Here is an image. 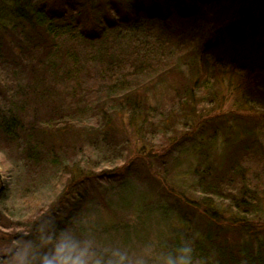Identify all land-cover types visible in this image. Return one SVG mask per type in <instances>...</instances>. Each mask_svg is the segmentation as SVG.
<instances>
[{"label": "trees", "instance_id": "obj_1", "mask_svg": "<svg viewBox=\"0 0 264 264\" xmlns=\"http://www.w3.org/2000/svg\"><path fill=\"white\" fill-rule=\"evenodd\" d=\"M98 1L101 7L96 4ZM205 1L0 0V151L9 153L19 169L28 166L35 174L39 168L50 170L51 166L63 170L68 179V208H74L85 197V191L77 186L93 180L119 179L118 189L112 190L109 199L100 196L102 204L111 211L114 206L124 213L140 209L141 204L148 205V197L155 195L162 201L175 200L177 207L171 205L169 209L174 215L167 218L173 226L171 247L185 238L194 244L201 264H264V183H253L240 160L257 144L250 135L259 127L264 129V113L254 114L256 127L239 133L238 124H234L237 116L229 112L206 115L198 107V102L209 96L203 91L213 78L209 71L224 72V65L230 71L238 69L229 57L223 60L216 55L227 54V49L261 36L264 13L244 10L241 18H234L205 38L201 51L183 53L189 58V73L181 69V75L172 79L181 92L174 110L165 112L151 107L146 93L130 88L119 95L123 101L117 109L107 110L102 105L98 108L97 114L103 120L99 125L72 135L57 125L25 126L12 103L22 96V87L29 86V68L37 69L38 79L41 71L54 77L59 75L61 64H78L82 49L88 53L95 48L96 56L90 61L105 72L100 76L104 83L109 81L117 87L118 83L138 80L140 72L150 74L162 69L146 83L152 85L162 79L164 85H170L164 69L173 64L177 55L174 49L182 40L171 24L177 19L195 17L197 3ZM68 36L69 47L74 42L79 46L78 39H82L81 48H64L62 42ZM221 49L225 51L219 52ZM61 58L69 63L58 62ZM238 70L242 84L255 90L260 87L255 75ZM64 74L68 77L69 73ZM248 103L252 105L254 101ZM150 123L151 133L161 137V143L146 142L142 127ZM189 143L192 144L187 147ZM182 146L187 147L183 153L179 152ZM91 150H108L103 159L110 167L93 170V164L85 159ZM73 151L86 161L77 160ZM177 153L179 158L184 156L192 183L181 178L187 171L179 167L180 180L176 181L177 174L166 159H178ZM191 189L194 193L185 195ZM199 192L203 195L196 197ZM64 211L48 209L29 217L28 222L32 224L49 214L61 223ZM110 218H117V224L122 221L117 215ZM124 234V241L133 237V233L128 237L127 231Z\"/></svg>", "mask_w": 264, "mask_h": 264}, {"label": "rangeland", "instance_id": "obj_2", "mask_svg": "<svg viewBox=\"0 0 264 264\" xmlns=\"http://www.w3.org/2000/svg\"><path fill=\"white\" fill-rule=\"evenodd\" d=\"M96 4L102 6L99 1ZM197 4L198 12L195 17L187 20L177 19L171 24L172 29L182 35V40L178 42L180 45L178 49H174L177 55L173 64L164 69L169 74L170 85H164L162 79H156L154 83H151L152 85L149 82L146 83L162 69H155L150 74L146 73L149 71L140 72L138 80L121 82L117 87L109 84V81L104 83L100 76H103L105 72L102 71L100 65L90 61L96 56L95 48L90 47L88 53L83 52L82 49L78 64L72 63L71 66L65 63L61 64L59 75L56 74L54 77L50 72L41 71L38 79L37 69L29 68L27 71L29 86L24 85L20 92L22 96L12 102L16 104L14 106L15 113L20 116V119L26 124L25 126L27 124H38V127L47 126V124L57 125L59 129L64 128L63 131L73 135L83 128L99 125V122L103 120L97 114L98 108H101L102 105L107 110L117 109L120 105L119 102L123 101L119 95L125 94L130 88H139L140 93H146L148 104L151 107H157L165 112L176 109L181 92L176 88L178 83L176 84L172 79H175L176 75H181V69L189 73L188 66H186L189 58L184 56V52L201 51L200 46L205 38L234 18H241L244 10L252 11L253 14L264 13V0H207ZM102 11L105 9L103 8ZM68 38L69 36L62 42L64 48L65 46L66 48L68 46L67 49L71 47L72 50L74 47L81 48L82 39H78L79 46L74 42L69 47ZM227 51V54H217V58L226 60V57H229L228 59L234 61L233 63L238 69H243V71L251 73L252 76L255 75L260 87L255 90L253 86L249 88L246 83L242 84L240 70L230 71L228 66L224 65L226 69L224 72L217 71L220 74L214 73V70L209 71V76L213 78L210 84L208 83L203 89L205 93H209V96L202 98L198 102V107L206 115L232 113L237 116L234 124H238V132H248L247 128L249 130V127L257 126V122H253L254 114L264 113V30L261 36L251 38L246 44L237 45L236 48L231 47ZM213 59L211 57V61ZM57 60L61 63L67 61L65 58ZM125 61L127 62V59ZM123 66L125 67V64ZM170 70L173 72L171 73ZM65 72L69 73L68 77L65 76ZM34 75H36V79ZM250 100L254 101V104L248 103ZM151 112L153 113L154 110ZM152 128L151 123L142 127V130L147 134L146 142L161 143V137L151 133ZM255 132L250 136L253 141L257 139L255 140L257 144L249 152L242 154L240 160L242 165L247 168L246 173H248L249 179L256 185H261L264 183V129L259 127ZM162 140L165 141L164 138ZM190 144L192 143L186 144V146L188 147ZM186 146H182L179 152L183 153ZM73 147H75L74 144ZM14 150L16 151V149ZM107 151H90V155L85 159L93 164L91 167L93 170L110 167L108 161L103 159L107 155ZM73 155L79 161H86L80 153L73 151ZM176 156L178 159H166L174 175L177 174V167L181 171L188 169L185 166L184 156L180 158L179 154ZM183 172L186 176L183 175L181 178L192 183L194 179L189 176L191 175L190 171ZM175 179L176 181L180 180L178 174ZM101 182L93 180L82 186H77L80 191H85V197L80 199L81 201L74 208H68L65 205L67 196H70L67 192L68 179H66L63 170L51 166L50 170L39 168L35 174L28 166L19 169L18 163L12 161L9 153L5 154L0 151V242L30 231L29 217L32 219L43 211L51 209L65 210L64 219H61L60 223L62 226L77 222L76 227L94 233L102 243L112 242L136 248L141 243L151 240L161 247H171L169 238L173 226H170V222L167 223V218L174 215L173 210L170 212L169 209L171 205H173L172 208L177 207L178 204L176 205L175 200L167 198L162 201L160 196L155 195L153 198H147L148 205L141 204L142 209L139 207L140 209L124 213L122 208L114 206V211H111L108 206L102 204L100 196L109 199L112 190L118 189L116 184H119L120 181L116 179ZM193 193L192 189L186 190L185 195ZM202 195L199 192L195 196ZM143 196L145 197L144 194ZM224 204L226 202L222 204L223 207ZM164 208L167 211H163ZM115 215L122 219L119 224H117V218H110ZM125 231L128 232V237L133 233V237L130 235L128 241L123 240V236L126 235Z\"/></svg>", "mask_w": 264, "mask_h": 264}, {"label": "clouds", "instance_id": "obj_3", "mask_svg": "<svg viewBox=\"0 0 264 264\" xmlns=\"http://www.w3.org/2000/svg\"><path fill=\"white\" fill-rule=\"evenodd\" d=\"M77 222L63 226L54 215L32 221L31 230L0 242V264H201L185 238L172 247L148 240L136 248L102 243Z\"/></svg>", "mask_w": 264, "mask_h": 264}]
</instances>
